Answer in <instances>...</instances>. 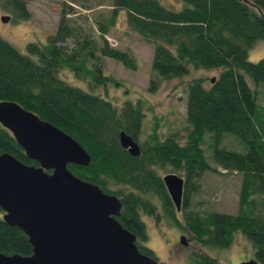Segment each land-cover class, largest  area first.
Instances as JSON below:
<instances>
[{"label": "trees", "instance_id": "16d2710c", "mask_svg": "<svg viewBox=\"0 0 264 264\" xmlns=\"http://www.w3.org/2000/svg\"><path fill=\"white\" fill-rule=\"evenodd\" d=\"M109 1L107 11L93 16L96 32L72 17V3ZM180 8L160 0H65L54 32L45 42L29 41L23 52L0 36V99H9L31 110L78 140L89 152L88 165L68 163L77 176L98 184L104 191L122 197L121 224L137 234L140 251L154 257L145 244L147 234L140 211L156 212L158 199L166 217L181 221L159 169L179 171L184 178L181 208L185 228L203 246L227 247L240 230L253 246V256L264 264V105L258 101L264 87V56L248 59V49L264 38V0H181ZM15 18H30L26 0H6ZM125 10L127 27L153 47L148 90L162 80L183 77L192 68H221L214 81L195 76L185 82L183 134L172 131L160 137L156 128L150 139L139 141L144 111L140 101L127 98L116 103L101 89L108 83H123L106 73L105 59L136 69L137 57L129 46L116 47L106 37ZM72 39V45L65 42ZM191 69V70H190ZM71 72L86 86L72 84ZM86 88V89H85ZM123 130L139 142L138 155L119 142ZM209 133L215 163L241 174L239 210L193 212L187 209L191 193L206 170L217 171L208 162L202 143ZM232 134L244 144L237 151L221 145ZM9 152L25 163L29 158L12 133L0 123V152ZM255 197L263 205L256 212ZM0 207V251L30 254L32 245L18 225L2 217ZM194 264H222L211 255L194 252Z\"/></svg>", "mask_w": 264, "mask_h": 264}, {"label": "water", "instance_id": "95a60500", "mask_svg": "<svg viewBox=\"0 0 264 264\" xmlns=\"http://www.w3.org/2000/svg\"><path fill=\"white\" fill-rule=\"evenodd\" d=\"M10 18L1 16L3 22ZM0 123L37 161L29 164L0 152L1 217L22 228L32 245L26 255L0 251V264H160L140 251L136 233L118 220L120 197L67 167L68 163L88 165L91 160L78 140L9 99H0ZM119 142L130 154H139L138 141L123 130ZM162 178L179 210L183 176L167 172ZM180 240L186 243L184 236ZM239 264L260 262L251 257Z\"/></svg>", "mask_w": 264, "mask_h": 264}, {"label": "rangeland", "instance_id": "374dc122", "mask_svg": "<svg viewBox=\"0 0 264 264\" xmlns=\"http://www.w3.org/2000/svg\"><path fill=\"white\" fill-rule=\"evenodd\" d=\"M27 8L31 11L30 18H15L6 0H0V36L11 42L19 50L25 52L29 41L45 42L47 35L54 32L57 27L62 3L65 0H26ZM167 7L180 8L181 0H160ZM109 1L99 3L91 1L82 6L72 3L74 12L70 14L86 29L96 32L97 26L93 16L99 11H107L110 8ZM1 14H8L11 19L5 23L1 20ZM106 37L116 46H129L135 53L138 61L136 69H130L113 58L105 59L107 74L119 79L123 84L108 83L106 89L99 92L110 100L120 103L129 98L133 102L140 101L144 111L141 142L150 139V135L156 128L157 134L162 138L172 131H178L182 135L185 123V102L187 90L185 82L195 76H203L208 81L212 76L218 75L221 68H192L189 74L180 78L162 80L158 88L149 91L148 80L150 74V62L153 47L144 41L140 35L127 27L125 10L120 9L116 24L109 30ZM72 45V39L65 42ZM264 56V38L258 39L248 49V59L256 61ZM65 79L75 85L85 87L84 81L77 79L71 72L64 71ZM83 87V88H84ZM86 89V88H85ZM258 101L264 105V87L259 88ZM202 143L205 156L212 167L217 171L206 170L198 179L199 189L193 192L189 198L187 210L206 214L207 212H225L236 214L239 210V190L241 188L242 175L233 171H226L218 166L212 158L209 133L205 135ZM221 145L230 149L242 151L245 149L240 139L232 134H225L221 138ZM164 175L167 172H175L171 168L159 169ZM182 175L179 171L175 172ZM156 212L158 219L144 216L147 229L145 244L149 246L160 264H194V252L206 253L218 259L222 264H236L243 257L253 256V246L250 240L240 230L235 231L232 241L227 247L203 246L192 232L185 228L184 210H176V216L181 221L177 224L173 219L166 217V213L158 199ZM256 207L259 212L263 205L255 197ZM183 232L181 233L180 231ZM184 236L187 243L181 242L179 237ZM246 260V259H244Z\"/></svg>", "mask_w": 264, "mask_h": 264}, {"label": "flooded vegetation", "instance_id": "af4514ba", "mask_svg": "<svg viewBox=\"0 0 264 264\" xmlns=\"http://www.w3.org/2000/svg\"><path fill=\"white\" fill-rule=\"evenodd\" d=\"M2 15V14H1ZM8 22V21H7ZM7 22H5V23H7ZM120 199L122 200V197H120ZM183 208H180L179 210H177V211H181ZM184 209H185V207H184ZM183 211V210H182ZM180 213H182V212H180ZM120 215V214H119ZM118 215V216H119ZM140 216H141V218H142V220L144 221V224H145V220H144V216H147V217H152V218H154V219H158V217H159V213H157V212H154V213H148V212H145V211H143V210H141L140 211ZM145 232H146V234H147V229H146V225H145ZM186 230L188 231L189 229H187L186 228ZM190 231V230H189ZM133 232V231H132ZM181 233L183 232V230L182 231H180ZM135 233V232H134ZM181 233H179V237L178 238H180L181 237ZM137 235V234H136ZM192 236H194L193 234H192ZM138 237V236H137ZM187 243V242H186ZM252 257H254V256H252ZM249 258H251V257H243V258H241L236 264H239L242 260H244V259H249Z\"/></svg>", "mask_w": 264, "mask_h": 264}]
</instances>
